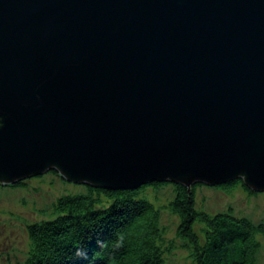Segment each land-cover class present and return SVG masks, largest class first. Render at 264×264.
<instances>
[{"label": "water", "instance_id": "obj_1", "mask_svg": "<svg viewBox=\"0 0 264 264\" xmlns=\"http://www.w3.org/2000/svg\"><path fill=\"white\" fill-rule=\"evenodd\" d=\"M264 190V0H0V184Z\"/></svg>", "mask_w": 264, "mask_h": 264}, {"label": "trees", "instance_id": "obj_2", "mask_svg": "<svg viewBox=\"0 0 264 264\" xmlns=\"http://www.w3.org/2000/svg\"><path fill=\"white\" fill-rule=\"evenodd\" d=\"M51 172L57 173L51 170ZM24 180L11 184L24 185ZM240 179L215 185L228 188ZM174 186L164 204L178 216L180 244L165 242L159 207L137 188H106L85 184L87 190L58 196L52 204L56 216L26 223L28 255L21 264H166L165 253L176 244L187 249L194 264H257L262 221L236 215L232 208L209 212L197 208L196 183L187 186L153 181L148 185ZM105 197L106 205H97ZM53 213V214H54Z\"/></svg>", "mask_w": 264, "mask_h": 264}, {"label": "rangeland", "instance_id": "obj_3", "mask_svg": "<svg viewBox=\"0 0 264 264\" xmlns=\"http://www.w3.org/2000/svg\"><path fill=\"white\" fill-rule=\"evenodd\" d=\"M86 190L85 184L68 181L51 171L25 178L23 186L0 184V264H21L27 257V222L56 216L52 204L58 196ZM195 191L197 208L216 212L231 207L234 214L247 216L264 224V190L249 192L239 182L228 188L200 184L196 186ZM173 195L172 183H164L160 187L146 184L137 194L159 207V224L163 229L165 242L172 239L180 244L176 234L178 216L164 208V204ZM104 198L103 196L97 205L103 206L109 202ZM259 241L257 264H264V233L259 235ZM165 257L166 264H194L187 249L178 244L168 249Z\"/></svg>", "mask_w": 264, "mask_h": 264}]
</instances>
